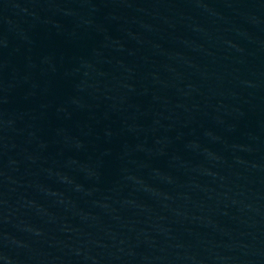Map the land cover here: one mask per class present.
Here are the masks:
<instances>
[{
	"label": "water",
	"instance_id": "95a60500",
	"mask_svg": "<svg viewBox=\"0 0 264 264\" xmlns=\"http://www.w3.org/2000/svg\"><path fill=\"white\" fill-rule=\"evenodd\" d=\"M0 264H264V0H0Z\"/></svg>",
	"mask_w": 264,
	"mask_h": 264
}]
</instances>
